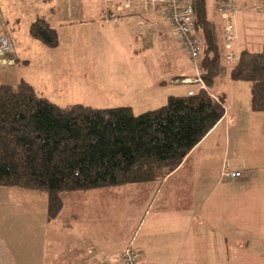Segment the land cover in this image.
<instances>
[{
  "label": "trees",
  "instance_id": "16d2710c",
  "mask_svg": "<svg viewBox=\"0 0 264 264\" xmlns=\"http://www.w3.org/2000/svg\"><path fill=\"white\" fill-rule=\"evenodd\" d=\"M191 3L206 90L169 96L158 109L135 116L129 106H57L25 79L0 84V187L44 193L52 221L67 195L164 178L223 118L224 101L209 90L226 73L232 81L247 82L251 111L264 113V46L244 49L228 66L207 0ZM28 32L48 48L58 46L57 31L41 18Z\"/></svg>",
  "mask_w": 264,
  "mask_h": 264
},
{
  "label": "rangeland",
  "instance_id": "374dc122",
  "mask_svg": "<svg viewBox=\"0 0 264 264\" xmlns=\"http://www.w3.org/2000/svg\"><path fill=\"white\" fill-rule=\"evenodd\" d=\"M12 1H14V5L12 8L13 12L9 17V22L12 27H14L15 31L22 37L20 39L21 44L25 43L28 35L26 26H30L37 18H41V20H44L46 23L49 21V26L57 31L58 46L56 48L48 49L47 46L42 44V48L44 50L47 49L45 50L48 51L47 53L44 54L35 48L33 52L36 60L29 62L28 65L17 66L16 69V77H19L21 75L24 76V74L33 73L40 68H43V70L53 68V71L51 72L50 70L49 72L51 76L47 77V79L49 81H51V79L56 80V83L52 85V87L55 94L61 93L58 100L52 101L57 106L82 105L95 109H114V107L132 106L134 109L132 113L136 116L148 110H154L159 106L158 102H160V100L154 104L147 101V95L155 92H146L144 86H146V83H151V81L156 80V78L158 80L160 77L157 76L162 72H168V75L172 72H176L177 75H184L185 77L180 76L176 78V81L181 83V80L185 78L194 79L196 77L195 70L193 66L190 65L189 58L188 60L185 59L186 54L179 46L178 41L174 38L172 39V36H169L166 41L161 39H159V41L148 39L144 31L139 30L140 28L137 27L136 22L139 20L138 17H132L130 20L133 22L131 28H125L121 25L120 29H116L113 28L110 23L103 26L105 29L104 31L100 27H96L95 29L91 27L90 29H84L81 27V25L84 24H73V22L81 18L77 13L79 9L91 8L89 6L82 7L83 4L87 3L89 0H79L78 3H80V6L74 4L73 0L71 1V3L73 2L72 4L69 2L70 0H53V3L51 1H42V3H39L38 0H29V3H26L24 7L21 6L20 0H11V3ZM90 1L92 2L94 10L99 11L102 8L101 1ZM210 1L211 0H207L208 9L211 8ZM261 1L264 2L263 0ZM252 10L259 12L256 9ZM88 19L91 20L93 18H87V20ZM15 22L16 24L14 26ZM160 23L164 26L166 25L162 21H160ZM152 27L154 31L153 24ZM168 29L170 30V28ZM130 34L133 35L132 38ZM200 37V35L196 37V39L198 38V42L200 41ZM37 44H39V42ZM177 44L185 56L181 53ZM23 46L31 47V44H24ZM78 47H81L84 52L81 57L77 55L68 56V59L74 62L79 58V60L83 62L79 65V67L83 66V69H75L78 77L72 74L74 69L71 70L69 74H66L67 71H58L57 69L60 65L62 66L61 63L65 57L62 53L70 49H78ZM248 48L254 52L255 50H259L257 47ZM12 50L0 56V84L4 83L3 80L8 78L9 70H7L6 67H12L13 65L11 59H5L3 57L10 56L9 54H11ZM68 55H70V53ZM130 58L132 60H130ZM177 67L179 68L177 69ZM70 76H72L76 82H70L68 80ZM117 78L122 80L125 79L133 83L132 87L136 86L135 91L130 94L118 95L120 94L119 90L114 87L116 85L114 79L116 80ZM14 79L13 77L12 82ZM218 80L223 81L224 77L215 79L212 82L209 90L211 93L220 96L227 105L230 104L229 98L232 97V100L236 101L235 105L240 106L241 110H243L246 105H250V100H247L249 95V90L246 86L247 82L227 79L224 80L223 83H219ZM174 82L175 81H173V83ZM68 85L76 86V88L70 91L68 90L67 92L66 86ZM139 85H141L143 89H139ZM191 86L195 87V90L197 89V85L192 84ZM182 87L184 88L185 86L182 85ZM162 92L159 91L160 95H163L164 92ZM258 122L262 123L263 120L259 119ZM258 122L257 120H250L247 118L244 128L241 127L239 132L231 127L229 129V135L227 134L228 131H225L228 138L227 144L229 145L226 159L236 166L239 164L241 165V161H245L247 164L246 167L250 169L253 174L251 175V180L242 187H239V191L237 190L238 195H241L238 200H240V205H242L243 209H248L249 211L251 206H253L252 208H257L259 212H262L264 211V148H261L260 145L264 139V130H259L260 126ZM223 133L224 130L220 132L219 129L212 138L204 143L202 151H212V159L206 160L204 166L200 168L204 171L194 174L191 178L192 182H188V186L186 184L182 186L181 183L174 181V179H172V183H164L161 181L163 180L162 178H156L149 183H142L139 185H128L117 189H96L101 191L112 190L110 193L113 195H106L104 194L105 192L97 191H90L95 192L92 196L87 193L89 191H85L82 194L73 193L80 195L85 194L86 196L84 199L80 198L75 200V205L85 209L89 200H101V202H104L102 206H106V208L99 210V212L103 213L97 214L99 220L93 228L102 231L103 228L100 224L109 228L110 231L107 234L101 235L99 239L104 246L108 247V245H110L115 249H118L120 244L124 246L130 239H133V232L136 228H132L140 222L143 213L148 207L151 206L150 209L157 207V204L154 207H152L153 204L151 205L153 201L156 203L155 190L157 188L160 190V194L162 193L161 197L165 195L163 191L167 192V190L171 188L168 192H170L169 194L172 198H170L169 201L162 202L164 205H171V210L175 207L180 208L179 202H181L188 210H192L196 215L203 211L207 213L209 209H205L201 202H205L207 206H210L215 198L221 197V195H224L227 190H229L226 185L217 184L216 176L213 172H216L215 167L218 164L217 160L215 165L217 155L225 149L223 140L225 136H223ZM222 168L224 169L223 173H225L228 164H223ZM208 171H212V173L208 175ZM200 174V179L205 180L203 187H197L195 184V181L201 184V181L198 179ZM140 193L147 194L145 197L146 201L137 198ZM88 196L91 197L89 198ZM91 203L93 204V202ZM220 205L221 208L219 212H224V208L222 207L226 206V201ZM214 213L215 212L210 211L206 223L210 224L214 229L212 233L217 232V237L221 235L228 250L222 253L217 251L211 253V261L214 263L223 261L227 262V264H264V212L260 215H252L251 217L243 216L236 220H216L214 219L216 215ZM170 214L173 215V213ZM65 223L66 222H64V224ZM55 229H57V226ZM55 229H52L53 232L56 231ZM75 229L77 231L76 234H78V227ZM65 232L63 236H60V239L68 241L69 244L72 245L75 240L71 238L70 232ZM81 235L83 236V233H81ZM56 236V234H53L51 238L54 239ZM75 237L77 238L78 236ZM226 238L227 244L225 243ZM244 242H249V248L243 246ZM135 245V241L134 244L130 241L128 246L120 253L131 248L136 251ZM114 248L112 249L114 250ZM139 262L140 260L137 264H141L142 261ZM104 264L107 263L105 262Z\"/></svg>",
  "mask_w": 264,
  "mask_h": 264
},
{
  "label": "crops",
  "instance_id": "0c3cea01",
  "mask_svg": "<svg viewBox=\"0 0 264 264\" xmlns=\"http://www.w3.org/2000/svg\"><path fill=\"white\" fill-rule=\"evenodd\" d=\"M38 1L39 3H42V1H51L53 3V0ZM71 1L72 0L69 2L71 3ZM78 1L79 0H73L74 4L80 6ZM234 1L239 9L235 18L237 34H239L236 49H238L239 52L244 49L250 50L248 47H257L260 50L263 47L262 41L264 38V30L262 17L257 11L252 10V7H250L254 0ZM20 2L21 6L24 7L26 3H29V0H20ZM210 2L211 8L208 9L210 15L209 18L214 19V21L220 26L221 35V19L215 12L213 0ZM13 5L14 1L11 3V0H0V36H7L13 46V50L11 54H9L10 56L3 57L5 59L9 58L13 61L12 67H6L7 70H9L8 78L3 81L4 83L13 85L19 80L25 79L33 87H36L44 97L49 98L51 101H56L61 95V93L55 94L52 87V85L56 83V80L51 79V81H49L47 79V77L51 76L49 72L50 70L52 72L53 68L49 70H43V68H40L33 73L16 77L17 66L28 65L29 62L36 60L33 52L35 48L44 54L48 51H45L47 49L44 50L42 44H37L38 42L30 37L28 32L29 26H26L28 33L26 41L21 44L20 39L22 37L15 31L14 27H12L9 22L10 14L13 12ZM87 6L91 8L79 9L77 13L81 18L76 19V21L73 22V24H84L81 25L84 29H90V27L95 29L96 27H100L104 31L105 29L103 26L110 23L112 27L116 29H120L121 25L125 28H131L133 22L130 20L132 17H136L122 18L117 24L111 21L105 22L100 18L99 11L93 9L90 0L83 4L82 7ZM87 18L93 19L87 20ZM138 18L139 20H144L146 23L153 24L154 26V31L148 32L145 27L138 26L139 20L136 22L137 27L140 28L139 30H143L148 39H153L154 41H159V39H161L166 41L169 36L171 37L170 30L168 29L169 27L160 23L158 15L144 14ZM15 24L16 22L14 23V26ZM130 37L132 38L133 35L130 34ZM171 38L173 39V37ZM24 44H31V47H25L23 46ZM177 47L179 48L178 44ZM179 49L181 50V48ZM69 53L70 55H68ZM82 53L84 52L81 47H78V49H70L67 52L64 51L62 54L65 57L61 63L62 66L60 65L57 70L67 71L66 74H69V72L74 69L72 74L78 77L75 69H83V66L79 67L83 62L79 60L80 58L74 62L68 59V56L77 55L81 57L83 55ZM181 53L185 56L182 50ZM186 56L185 59L188 60ZM130 60L132 59L130 58ZM178 68L179 67H177V69ZM180 76L181 75H177L176 72H172L169 75L168 72H162L157 76L160 77L158 80L156 78V80L151 81V83H146V86H144L146 92H155L147 95V101L154 104L160 100V102H158V107H160L165 104L169 96L187 95L188 91L195 90V87L191 86L192 84L185 85L181 82H177L176 78H179ZM11 77L15 78L13 82ZM181 77L185 76L183 75ZM222 77H224V80L229 79L227 73L223 74ZM68 80L70 82H76L72 76H70ZM173 81L175 82L173 83ZM223 81H219V83H223ZM114 82L116 84L114 87L119 90L120 93L118 95L130 94L136 89V86L132 87L133 83L125 79L122 80L117 78L116 80L114 79ZM182 85L185 87L183 88ZM246 86L248 89V85ZM139 87V89H143L141 85H139ZM75 88L76 86L68 85L66 86V91L68 92V90L70 91ZM159 91H163V95H160ZM248 94L247 100H250V92H248ZM213 95L216 97L218 96L217 94ZM229 101L230 104L228 105L224 102L225 114L214 129L193 148L177 169L161 180L164 183H172V179H174V181L181 183L182 186L184 184L188 186V182H192L191 178L194 174L204 171L200 168L204 166L206 160L212 159V151H202L204 143L212 138L219 129L220 132L224 130L223 136H225V138L223 140L225 149L217 155L215 165L217 160L218 164L215 167L216 172H213L216 176L217 184L226 185L229 190H227L224 195H221V197L215 198L210 206H207L205 202H201L205 209H209V212L206 213L203 211L196 215L192 210H188L181 202H179L180 208L175 207L171 210V205H164L162 203L163 201H169V199L172 198L169 194L170 192H168L171 188L168 189L167 192L163 191L165 195L162 197V193L160 194V190L157 188L155 190L156 203L154 201L151 202V205L153 204L152 207L156 204L157 207L153 209H150L151 206L148 207L143 213L140 222L132 228H136L133 232V239H130L124 246L120 244L118 249H115L110 245H108V247L104 246L99 239L101 235L107 234L110 231L109 228L100 223L99 224L103 228L102 231L93 228L99 220L97 214L103 213L99 212V210L106 208V206H102L104 202H101V200H89V203L87 204L89 208L85 205V209H82V207H77L75 205V200L80 198L84 199V197H86L85 194L67 195L64 200L63 211L57 216V218L50 221L47 218L46 206L48 197L45 194L30 190L27 191L21 188L0 187V264H104L105 262L107 264H117L112 258L120 254V252L128 246L130 241L133 242V244L135 241V249L140 254L139 260L140 262L142 261L141 264H227V262L223 261H217L215 263L211 261V253L215 251L222 253L226 252L228 249L224 244L221 235L217 237L216 235H218V233H212L214 229L210 224L206 223L210 211L215 212L214 214L216 215L214 219L216 220H236L243 216L251 217L252 215H260L264 212H259L257 208H252L253 206L249 209V211L253 212H249L248 209L242 208L240 200H238L241 196L238 195L239 187L248 183L251 180L250 178L253 173L246 167L247 164L245 161H241V165L239 164L238 167L231 164V162L226 159V153L229 150L227 134L229 133L230 127L239 132L241 127L244 128L247 118L250 120H257V122L259 119H262V123L258 122L260 126L259 130L262 131V129L264 130V113H254L251 111V100L250 105H246L243 110H241L240 106L235 105L236 101L232 100V97L229 98ZM130 107L134 110L132 106ZM158 107L156 109H158ZM226 130L228 131L227 134L225 133ZM260 146L261 148H264V139ZM236 162L238 163L237 160ZM225 163L228 164L225 173L239 170L241 176L238 177V179H232L229 176H225V173H223L224 169L222 168ZM207 173L210 175L212 171H208ZM200 177L201 174L198 178L201 181V184H198V182L195 181L197 187L204 186L205 180H201ZM96 191L105 192L104 194L106 195H113L110 193L112 190L101 191L95 189V192ZM95 192L89 191L87 193L92 196ZM146 195L147 194L140 193L137 198L146 201ZM91 196L88 197L90 198ZM224 201H226V206L222 207L224 208V212H219L221 208L220 204L224 203ZM91 202H93V204ZM170 213H173V215ZM64 222L66 223L64 224ZM56 226L57 229H55ZM76 227L79 229V235L76 234ZM52 229H55L56 231L53 232ZM64 230L70 232L71 238L75 240L72 245H70L68 241L60 239V236H63V233L65 232ZM81 233H83V236ZM53 234L57 235L54 239L51 238V235ZM75 236H78L79 238H76ZM225 243L227 244V238ZM246 243L244 242L243 246L249 248V242ZM112 248H114V250Z\"/></svg>",
  "mask_w": 264,
  "mask_h": 264
},
{
  "label": "built area",
  "instance_id": "2783aa9c",
  "mask_svg": "<svg viewBox=\"0 0 264 264\" xmlns=\"http://www.w3.org/2000/svg\"><path fill=\"white\" fill-rule=\"evenodd\" d=\"M102 8L99 10L100 18L103 21L117 24L122 18L132 16H143L144 14L158 15L159 20L170 28L171 36L178 41L179 46L189 58L190 65L195 70L194 79L181 80L185 85L195 84L196 90L188 91V96L195 94L201 89L206 90L204 80L201 78L202 69H200L199 56L200 47L196 36H194V14L192 0H99ZM215 12L221 19V35L224 46L225 63L233 66L240 59V53L236 49V43L239 39L235 23L236 14L239 11L234 0H213ZM252 9L258 10L262 17L264 30V2L254 0L250 5ZM139 27H145L148 32L153 31L152 24L144 20L138 21ZM264 46V38L262 41ZM12 44L7 36H0V55L10 52ZM217 100L216 96L211 95ZM226 176L232 179H238L241 176L240 171L228 172ZM139 253L134 249H127L119 255L112 258L117 264H137Z\"/></svg>",
  "mask_w": 264,
  "mask_h": 264
},
{
  "label": "bare ground",
  "instance_id": "6f19581e",
  "mask_svg": "<svg viewBox=\"0 0 264 264\" xmlns=\"http://www.w3.org/2000/svg\"><path fill=\"white\" fill-rule=\"evenodd\" d=\"M11 50H12V49H11ZM0 56H1V55H0ZM238 171H239V170H238ZM231 172H232V171H231ZM227 173H228V172H227ZM227 173H225V176H226Z\"/></svg>",
  "mask_w": 264,
  "mask_h": 264
},
{
  "label": "clouds",
  "instance_id": "9594fccd",
  "mask_svg": "<svg viewBox=\"0 0 264 264\" xmlns=\"http://www.w3.org/2000/svg\"><path fill=\"white\" fill-rule=\"evenodd\" d=\"M187 79V78H186ZM215 96V95H214ZM225 114V113H224Z\"/></svg>",
  "mask_w": 264,
  "mask_h": 264
}]
</instances>
